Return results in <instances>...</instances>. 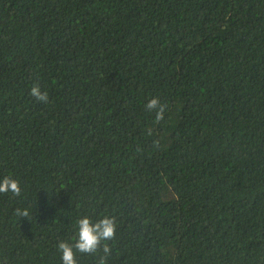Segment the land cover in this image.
<instances>
[{"label":"trees","instance_id":"trees-1","mask_svg":"<svg viewBox=\"0 0 264 264\" xmlns=\"http://www.w3.org/2000/svg\"><path fill=\"white\" fill-rule=\"evenodd\" d=\"M5 176L0 264H264V0H0Z\"/></svg>","mask_w":264,"mask_h":264},{"label":"clouds","instance_id":"clouds-1","mask_svg":"<svg viewBox=\"0 0 264 264\" xmlns=\"http://www.w3.org/2000/svg\"><path fill=\"white\" fill-rule=\"evenodd\" d=\"M30 94L41 102L46 103L48 100L47 93L41 91L39 87H33ZM145 107L149 111L155 110L157 121L164 118V106L160 104L157 98L151 99ZM20 191L21 187L18 180L11 176L0 178V193L11 192L19 195ZM17 215L26 217L28 213L26 210L18 209ZM74 228L75 236L72 242L61 241L58 244L62 264H78L76 252L96 253L102 242L104 243V252H110L107 241L111 240L116 232V224L112 217L103 216L93 221L88 216H81L76 219Z\"/></svg>","mask_w":264,"mask_h":264}]
</instances>
